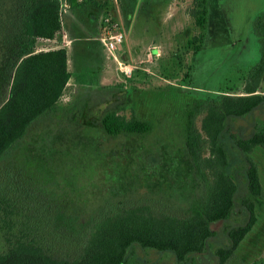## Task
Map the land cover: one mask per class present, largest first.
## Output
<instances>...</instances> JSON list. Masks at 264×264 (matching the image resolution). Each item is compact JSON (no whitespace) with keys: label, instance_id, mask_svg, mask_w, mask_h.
Segmentation results:
<instances>
[{"label":"trees","instance_id":"16d2710c","mask_svg":"<svg viewBox=\"0 0 264 264\" xmlns=\"http://www.w3.org/2000/svg\"><path fill=\"white\" fill-rule=\"evenodd\" d=\"M65 1L78 8L101 0ZM102 1L104 4L106 0ZM223 3L196 0L190 10L203 31L187 38L196 57L183 83L152 96L140 93L141 102L153 99L151 103L157 107L165 104L168 108L173 101L174 109L168 113L151 110L150 117H140L132 109L126 118L120 110L132 106L135 88L123 89V83L90 86L77 101L61 109L64 114L66 108L76 107L79 116L82 104L107 102L98 118L100 134L130 139L120 146L134 148L133 154L115 165L129 169L124 179L129 181L131 194L138 188L147 194L134 201L116 191L110 200L87 213L82 208L68 211L59 207L46 196L48 192H42V185L26 182L14 165L18 151L30 141L31 125L59 109L71 75L65 47L34 49L38 38H53L61 29L60 0H0V49L6 59L0 60V82H9L8 95L0 104V264H157L131 256L135 246L169 252L182 264L196 263L216 234L213 225L235 216L241 222L226 226L227 243L213 248L214 264L232 261L255 224V205L263 197L258 164L250 154L260 150L264 158V119L255 120L248 132L241 128L234 132L229 121L246 118L256 110L264 113V9L246 18L258 55L251 63L236 60L229 66L230 71L236 66L247 67L243 94H233L231 81L209 87L195 84L201 66L207 65L205 40H214L222 26L220 33L226 34L227 41L239 33L243 16L228 19L231 31L222 15ZM200 113L203 116L198 127L196 117ZM83 124L78 123V129ZM225 132L246 161L247 194L240 200L243 207L237 203L236 173L222 140ZM152 133L154 141L146 140ZM152 149L160 154L156 162L145 160ZM159 192L167 197L164 202Z\"/></svg>","mask_w":264,"mask_h":264},{"label":"rangeland","instance_id":"374dc122","mask_svg":"<svg viewBox=\"0 0 264 264\" xmlns=\"http://www.w3.org/2000/svg\"><path fill=\"white\" fill-rule=\"evenodd\" d=\"M152 1L106 0L103 4L104 1L101 0L98 3L86 2L79 8H72L65 0H60L61 29L53 38H38L34 43V49L37 51L45 50L54 45H63L71 36L95 33L93 29L85 31L81 26V20L83 23H92L93 21V24H101L104 11L109 10L112 14H116L123 30L125 27L126 36L124 35L123 47L126 46L131 52V55L126 56L127 59L136 65H139L141 60V66L135 68L136 70L131 77L125 78L121 75L120 79L113 78L112 83L108 84L123 83V89L135 88L133 91L135 101L132 106L120 110V113H124L126 118L132 115V109H134L135 115L140 117H150L151 110L158 112L156 114H162V110L164 113H168L174 109L173 101L168 108L165 104L163 107H157L151 103V101L154 102L153 99L151 100L152 97H150L151 101L149 102H147L148 100L141 102L140 93L145 91L152 96L155 93H162L161 90H168L167 87L169 86L183 83L184 75L196 57L192 44L187 42V38L190 39L193 35H199L203 29L196 23V18L190 14L192 7L196 6V0H168L160 5L158 2L152 4ZM221 1H224L225 10H222V15L226 17V20L233 19L235 16H243L240 26L243 28L248 27L247 17L260 9H264V0H217V2ZM128 14L129 16H127ZM78 19L80 23H78ZM210 40L206 39L204 43L209 44ZM80 43L82 41L74 43L76 54ZM153 44L161 49L157 56L149 53ZM218 50L209 49L206 52L207 65L201 66L202 71L199 72L201 76L195 79V84L209 87L231 81L230 86L235 87L231 93L243 94L241 88L247 67L245 69V67L236 66L230 71L229 66L235 64L236 60L248 61V63L255 61L258 55L255 41H251V43L248 41L245 50H242L244 53L240 57L236 49L229 51L227 55L225 50L217 52ZM4 52L1 48L0 60L1 58L6 60ZM144 56L148 60L142 62ZM8 75H12V70L9 71ZM72 82L60 97V106L57 112L39 119L35 122L36 124L29 128V134L32 133L29 138L30 141L18 151L15 157L16 172L18 171L19 175L26 179V182H34L37 186L42 185V192L43 190L48 192L46 196H50L52 201L59 203V207L66 208L68 211H78L82 208L87 213L91 212L100 203L110 200L116 191H119L117 193L120 196L130 198V200L143 199L144 196H147L144 188H138L135 193L131 194L132 189L128 188L129 181L125 182L124 176L129 169L115 165L116 161L125 162L133 154L134 148H130L129 145L120 146L123 142L129 143L130 139L128 141L120 135L117 137L104 135V137L100 134L101 129L97 125L99 124L98 118L106 109L107 102L100 101L97 103L98 100L92 102L96 97H91L93 104H89V106L88 103L82 104L80 117L76 107L74 109L66 108L67 112L65 111L64 114L61 111L65 105L77 101L78 96L88 90V87L84 88L85 86L77 85V88L73 79ZM8 83L7 80L0 82V104L8 95ZM262 88L263 84L260 85L259 90ZM90 92L96 91L90 90ZM186 92L189 91L186 90ZM176 100L179 103L182 102L177 98ZM72 112H74L73 116L71 115ZM202 116L203 114L200 113L196 117L198 127H200ZM263 119L264 113L256 110L246 118H237L229 121V123L234 132H237L238 128L248 132L255 120L261 121ZM78 123L86 124L81 125L78 129ZM90 123H93L95 127ZM153 137V133L149 134L146 140L153 142ZM222 140L229 152V160L234 167V173H236L237 203L240 204L241 198L247 194V184L244 180L246 161L244 154L233 147L228 132H225ZM177 144L179 145V143ZM171 152H173L172 149ZM159 156L157 149H152L146 154L145 160L156 162L160 159ZM250 156L258 164L263 197L255 205V224L240 242L235 257L229 264H241V262L243 264H264V158L260 150L253 151ZM140 172L138 170V175ZM116 175H118V179H116ZM37 186L35 187L37 188ZM158 196L160 201L163 200L162 202L167 198L162 193ZM238 222L241 221L235 216L227 221L216 222L213 225L216 234L210 240V247L205 253L199 255L196 263L189 261L187 264H214L216 257L213 254V248L227 243L226 226ZM1 235L0 230V238ZM131 256L139 260L154 261L157 264H182L169 252L143 249L139 246L132 248Z\"/></svg>","mask_w":264,"mask_h":264},{"label":"crops","instance_id":"0c3cea01","mask_svg":"<svg viewBox=\"0 0 264 264\" xmlns=\"http://www.w3.org/2000/svg\"><path fill=\"white\" fill-rule=\"evenodd\" d=\"M79 8V7H78ZM114 16L117 19L116 14ZM129 16V14L127 15ZM80 19V18H79ZM78 19V23H80V20ZM118 20V19H117ZM82 23V27L85 29V31H91L93 29L92 34L89 35H78V36H71L68 38L63 45H54L50 48H58V47H65L67 52V66L68 70L70 71L71 75L68 79L66 87L71 84L72 79L75 80L76 84L75 86H103L108 85L112 83L111 80L113 78L120 79L123 75L125 78L131 77V75L134 74V70L137 66H141L140 62L139 65H136L134 63H131L126 57L131 55L130 50H128L124 46V40L122 43H120L115 50V57H113L103 46L101 41L99 40V36L101 34V24H93L90 22ZM86 23L88 26L86 27ZM97 25V26H95ZM65 26V24H63ZM62 26V27H63ZM125 36H126V30L124 27ZM56 35V34H55ZM64 36L66 34H63ZM76 41H82V43L78 44V53L76 54V48L74 46V43ZM156 44H153L151 47V53H153L154 56L155 53L158 51V49L155 46ZM157 46V45H156ZM161 50V49H160ZM123 60L128 66H132V72L130 75H125L122 71L119 70L117 65V59ZM148 60V58L144 56L143 61ZM72 61V63H70ZM122 80V79H121ZM73 83V82H72ZM77 86V88H78ZM63 90V92H64ZM63 94V93H62Z\"/></svg>","mask_w":264,"mask_h":264},{"label":"built area","instance_id":"2783aa9c","mask_svg":"<svg viewBox=\"0 0 264 264\" xmlns=\"http://www.w3.org/2000/svg\"><path fill=\"white\" fill-rule=\"evenodd\" d=\"M124 35V30L116 17L111 13H105L101 21V34L99 36V40L113 57H115L116 47L123 42ZM153 47L158 49V51L155 53L157 56L161 51L160 47L156 45ZM149 53L150 55H153V53H151V48ZM116 61L120 71H122L125 75L131 74L133 68L132 66H128L123 60H120L119 58Z\"/></svg>","mask_w":264,"mask_h":264},{"label":"flooded vegetation","instance_id":"af4514ba","mask_svg":"<svg viewBox=\"0 0 264 264\" xmlns=\"http://www.w3.org/2000/svg\"><path fill=\"white\" fill-rule=\"evenodd\" d=\"M165 1H168V0H160L159 2L158 1L157 2H158V5H160L161 3L163 4ZM225 20H226V17H225ZM227 21L229 22V20H227ZM226 25H227V27L230 28V26L227 24V22H226ZM240 26L237 30L239 33L236 34L235 36L231 35L230 41L226 40V34L224 36H221L222 34L220 32H222L223 26L221 28L219 27V33H217L214 40L208 39V40H210L209 44H206L204 46V48H206L207 50H209V49H213V50L217 49L218 50L220 48V50H218L217 52H219V51L223 52L225 50L226 55L228 54L229 51H234V49H236V51L238 52L237 54H240L239 57L242 55V53H244L242 50H245L246 44L248 43V41H250V43H251V41L252 42L255 41L256 47L258 49V45H257L256 39L254 37V34L251 30V26L248 25L247 28H243V26L242 27H240ZM230 30H231V28H230ZM230 30H228L229 34L232 31V30L231 31ZM252 38H253V40H252ZM204 48L202 49L203 51H205ZM193 52H194V49H193ZM183 86H186V85H183Z\"/></svg>","mask_w":264,"mask_h":264}]
</instances>
